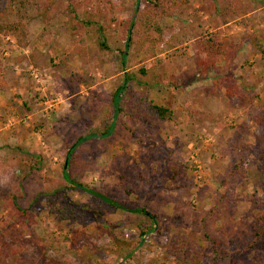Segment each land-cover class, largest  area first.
<instances>
[{
  "label": "rangeland",
  "instance_id": "374dc122",
  "mask_svg": "<svg viewBox=\"0 0 264 264\" xmlns=\"http://www.w3.org/2000/svg\"><path fill=\"white\" fill-rule=\"evenodd\" d=\"M68 2L83 18L105 21L110 51L96 47L95 24H80L77 33L62 27ZM112 3L120 6L114 14ZM143 3L32 4L12 31L6 26L15 11L0 13V240H26L0 264H46L55 256L65 264H175L169 251L176 242L191 264H264V237L248 247L264 205V137L252 120L264 110V0H177L179 8L161 19L158 54L148 57L134 41L122 67L120 49ZM207 35L227 54L205 70L195 47ZM142 66L149 84L134 83L126 97L147 94L172 108L173 118L150 128L122 117L106 139L88 137L107 123L109 91L127 70L141 76ZM226 66L238 83L237 104L225 94L227 81L215 80ZM175 77L172 91L168 79ZM187 105L198 108L195 120L183 112ZM78 136L85 139L74 144ZM74 146L73 177L117 205L64 188ZM32 154L42 158L39 169L30 168ZM14 200L27 215L14 211ZM71 202L79 204L74 215L60 218L58 209ZM143 207L160 225L138 236ZM112 225H122L129 240L111 237Z\"/></svg>",
  "mask_w": 264,
  "mask_h": 264
},
{
  "label": "trees",
  "instance_id": "16d2710c",
  "mask_svg": "<svg viewBox=\"0 0 264 264\" xmlns=\"http://www.w3.org/2000/svg\"><path fill=\"white\" fill-rule=\"evenodd\" d=\"M230 3H233V0H228ZM47 2L52 4L54 0H0V13H9L12 10L15 11L17 16V20H13L11 23L7 24L6 28L10 31L16 29L17 27H22L24 24V20L29 16L28 9L30 5L34 4L39 7H42L43 4ZM77 5L74 2H68L66 8L62 11V16L64 20L62 21V27L67 29L72 33L79 32L80 24L89 27V25L95 24V44L96 47L100 50L110 51L112 47H110L107 39V25L105 21L100 22L99 20H93L92 16H88L83 18L81 13L77 9ZM115 8L112 10L114 14L116 9L120 8L118 4L112 3ZM179 8L177 0H144L143 6L140 10H138L134 17L131 19L128 28V35L125 41V48L120 49L119 60L122 67L126 65L127 56L130 54L129 47L134 41H137L141 48H145L148 53V57H153L158 54L160 48V44L163 40L164 29L162 27L161 19L172 16V14ZM215 9V8H214ZM105 17H102L104 19ZM195 48L200 49L201 54H205L204 58L196 57V63L198 65H204V69L206 70L209 66L211 68H215L217 66L216 61L217 57L220 55H226L227 50L224 48L221 42L215 40L214 37L206 36L204 37L199 45H196ZM230 60L229 62H231ZM139 73L141 76H137L133 71L127 70L122 74V79L120 80V84L111 89L108 94V112L109 117L107 119V123L104 125V129L99 132L91 133L88 137H101L106 139L110 134L114 131L115 124L122 119V117H131L138 120H143L144 124L147 127H154L156 124L162 121L171 120L173 118L174 112L173 109L168 107L165 104H157L150 100L147 94L142 97H133L131 99L126 97V93L132 90L134 83L137 85H148L149 82L144 80V75H146L145 67L139 68ZM232 72L229 66H226L224 71L220 73V76L215 78L217 84L223 83L224 80L227 81V85L225 86V94L228 99L233 103L237 104L239 99V95H237V85L238 83L232 80ZM169 84L173 85V89L178 86L180 82L179 78L175 77L173 79H168ZM149 89V87L147 88ZM199 111L195 105H187L184 107L183 112L189 116V119L195 120V115L192 112ZM199 113V112H197ZM252 120L258 127L260 134L264 137V110H262L259 114L252 116ZM85 139V136H78L77 141L82 142ZM76 151V146L67 151L66 154V165L63 166V175L68 181L64 188H81L88 193L97 194L101 196V198L108 202L111 205H117L116 200L103 194L101 192H96L92 188L83 184L75 177H73L72 171L70 169V160ZM31 160L33 163L30 165V168L39 169V163L42 158L39 155H31ZM243 175V174H242ZM66 190V189H64ZM61 190L62 192L64 191ZM258 202V201H257ZM63 203H65L63 201ZM260 204H264V202H259ZM79 204L71 202L62 204V206L58 209L60 212V218L69 219L75 213V208L78 207ZM14 211L18 212L20 216H25L28 214V210L22 207L15 200L13 202ZM142 211L145 213L144 219L140 224L137 225L138 236H142L145 233L154 230L156 226L160 225L157 214H152L151 210L143 207ZM253 236L251 240H249V248H256L261 243L260 241L264 237V205L262 207V213L257 217L253 224ZM123 226L122 225H112L109 226V234L111 237L119 240V241H128L129 239L124 236L122 233ZM157 230L162 233V230L157 227ZM27 232V230H25ZM208 237V235H205ZM182 238V236H181ZM184 238V237H183ZM181 241H184V239ZM26 240L20 236L18 239L13 240L12 242H6L5 240H0L1 245L3 246L0 249V261L4 260L6 257L11 256L13 254H17L20 252V249L25 247ZM86 241V240H85ZM87 242V241H86ZM216 243V242H215ZM55 251H59L58 246L52 245ZM101 247L96 246L93 248L94 252L100 250ZM218 250L215 248L214 252ZM174 256L175 264H191V261L188 257V254L185 252V246H180L179 243L173 244V248L169 251ZM98 261V259H97ZM264 261V259H263ZM22 262H18L19 264ZM44 263L46 264H65V261L60 256H55L51 258H45ZM264 263V262H263Z\"/></svg>",
  "mask_w": 264,
  "mask_h": 264
},
{
  "label": "water",
  "instance_id": "95a60500",
  "mask_svg": "<svg viewBox=\"0 0 264 264\" xmlns=\"http://www.w3.org/2000/svg\"><path fill=\"white\" fill-rule=\"evenodd\" d=\"M66 163H67V160H65V165H66Z\"/></svg>",
  "mask_w": 264,
  "mask_h": 264
}]
</instances>
